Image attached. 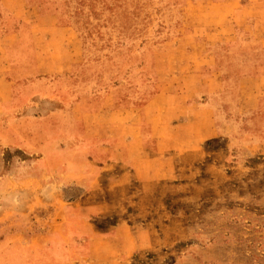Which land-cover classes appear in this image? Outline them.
<instances>
[{"label":"rangeland","instance_id":"374dc122","mask_svg":"<svg viewBox=\"0 0 264 264\" xmlns=\"http://www.w3.org/2000/svg\"><path fill=\"white\" fill-rule=\"evenodd\" d=\"M210 2L0 0V264H90L81 217L64 213L84 192L67 168L97 154L81 138V115L140 107L159 77L180 92L181 66L206 62L211 50L223 89L201 100L215 109L219 134L203 143L206 158L190 179L174 174L149 188L162 206L152 198L148 219H133L136 205L104 172L85 199L102 209L89 221L109 237L121 217L154 224L139 230L149 246L129 264H264V96L250 52L210 46L221 14ZM243 132L249 148L228 160V138Z\"/></svg>","mask_w":264,"mask_h":264},{"label":"crops","instance_id":"0c3cea01","mask_svg":"<svg viewBox=\"0 0 264 264\" xmlns=\"http://www.w3.org/2000/svg\"><path fill=\"white\" fill-rule=\"evenodd\" d=\"M210 3L221 12L217 14L220 24L210 28V38L207 37L211 39L210 46L223 47L231 54L250 52V63L258 70L251 79L258 95L264 96V0H211ZM209 55L205 54L204 63L194 61L181 66L180 92L168 89L170 82L159 77L157 86L161 88L140 107L81 115V138L87 147L96 146L97 154L83 160L76 169L67 168L66 173L70 174H66L65 181L68 175V181L80 182L84 192L82 204L68 203L64 213L70 220L73 216L81 217V222L75 224L83 230L79 235L90 236L87 257L90 264H119L118 261L129 264L135 252L149 246L147 236L139 230L155 227L150 220L131 224L129 219L121 217L110 230L112 237L95 232L89 220L102 210L101 205L87 203L85 199L95 196V183L104 172H111V181L123 191L121 198L124 200L128 194L129 202L136 205L137 216L133 219L138 220V216L148 219L146 216L151 211L146 204L152 198L162 206V195L150 193L149 188L159 186L174 174L181 177L178 179H190L192 169L206 158L203 143L219 134L215 109L207 100H201L204 95L215 97L223 89L216 55L212 50ZM246 133L243 132L242 140L232 135L228 138V160L236 149L249 148ZM131 181L136 183L135 193H130ZM71 229L66 223V230L70 233ZM73 242L70 237L65 239L68 246ZM99 243L108 250H99Z\"/></svg>","mask_w":264,"mask_h":264}]
</instances>
